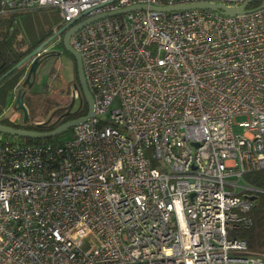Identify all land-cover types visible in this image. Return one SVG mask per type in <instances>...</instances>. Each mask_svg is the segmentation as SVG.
<instances>
[{"label": "built area", "instance_id": "built-area-1", "mask_svg": "<svg viewBox=\"0 0 264 264\" xmlns=\"http://www.w3.org/2000/svg\"><path fill=\"white\" fill-rule=\"evenodd\" d=\"M204 2L248 12L150 9ZM262 3L0 0L64 23L147 6L72 36L94 99L72 138H0V264H264L239 235L264 169Z\"/></svg>", "mask_w": 264, "mask_h": 264}, {"label": "trees", "instance_id": "trees-1", "mask_svg": "<svg viewBox=\"0 0 264 264\" xmlns=\"http://www.w3.org/2000/svg\"><path fill=\"white\" fill-rule=\"evenodd\" d=\"M46 7H56V6H39L32 9H25V10H11L6 11L5 13L0 14V78H2L5 74L12 70L5 78L0 81V124L9 125L16 128H23V129H33V130H40V131H49L55 129L60 124L68 121L71 118L70 114H61L62 116L56 120L52 121L49 119L45 122L41 120L36 121L35 124L28 123V120L24 123L18 122L16 119L11 117L10 115H5L6 111L15 107L16 97L19 91H21V97L23 99L24 105L28 109V113L32 112L33 109H36V105L32 100L31 96L28 94V86L30 87V83L24 84V81L27 77L29 68L33 63L35 57H32L26 60L24 63L19 65L17 68L13 69L17 64H19L27 55H29L34 49H36L39 45L44 43L45 41L49 40L56 33L59 29H61L65 23L63 22L60 24L55 31L50 32L47 36H44L37 40H26L22 37V27L21 23V16L25 15L26 12L32 10L43 9ZM64 34H60L54 39L50 40L49 42L55 41L56 46L62 47L66 52L64 46ZM49 45V44H48ZM46 45L44 49L47 48ZM69 53V52H68ZM59 51H46L41 54L39 57L40 65L37 69L36 77L34 82L37 81L38 75L41 71L44 70L45 61L51 57L58 55ZM70 54V53H69ZM72 57L73 55L70 54ZM75 62V79L79 86L78 89L75 88V84H72L74 93L75 89L77 92L82 94L81 86L79 83L78 72H77V64L75 58L73 57ZM33 79L30 80L32 82ZM54 90L53 88L51 89ZM83 96V95H82ZM81 105L80 109L78 110L83 115H87L88 113V104L84 99V96L81 97ZM44 108L42 111L44 113L49 112V109L52 106L58 104L59 110L64 109V107H60V103L57 100H52L49 97H46L43 101ZM46 111V112H45ZM39 122V123H38ZM42 124V125H39ZM57 137V136H56ZM56 137H49V138H25V137H16L5 134V141L8 142H18V143H28V144H36L41 142H62L56 139ZM18 139L19 141H13L9 139ZM246 181L256 188L257 191L252 192L254 194V205L250 212L251 217L253 219V224L250 228L245 229L239 233V235L246 239L249 248L252 252L255 253H262L264 254V169L253 171L246 175Z\"/></svg>", "mask_w": 264, "mask_h": 264}, {"label": "rangeland", "instance_id": "rangeland-1", "mask_svg": "<svg viewBox=\"0 0 264 264\" xmlns=\"http://www.w3.org/2000/svg\"><path fill=\"white\" fill-rule=\"evenodd\" d=\"M63 22L64 20L58 7H46L28 11L25 15L21 16L20 25L22 27V37L29 41L40 39L47 36L50 32L55 31ZM48 44L44 52L55 50L59 51V54L51 56L45 61L44 70L38 75L37 81L27 88L28 94L36 105V109H33L29 113L28 123L30 124H35L38 120L42 122L49 119L56 121L62 116V113L70 114L71 116L76 115L79 112L78 110L82 102L81 97L84 96L83 93L77 92L76 89L75 93L73 88L70 89L72 84L76 82L73 57L62 47L56 46L55 41L48 42ZM52 88L54 89L53 91L51 90ZM46 97L59 101L60 107H64V109L59 110V106L56 104L49 109V112L44 113L42 109L44 108L43 101ZM5 115H10L18 122L24 123L23 112L20 109L13 107L7 110ZM244 119V116H238L237 122ZM235 130L241 131L242 129L236 127ZM125 132L128 133L126 130ZM72 137L73 128H70L58 135L56 139L63 141ZM0 138L6 140L5 134L0 133ZM9 140L13 139L11 138ZM13 141L19 140L14 139Z\"/></svg>", "mask_w": 264, "mask_h": 264}, {"label": "water", "instance_id": "water-1", "mask_svg": "<svg viewBox=\"0 0 264 264\" xmlns=\"http://www.w3.org/2000/svg\"><path fill=\"white\" fill-rule=\"evenodd\" d=\"M263 1V3L251 10V11H257L260 10L262 8H264V0H260ZM249 3V2H248ZM244 4L243 6H241L239 9H235V8H227L226 6L222 5V4H216V3H209V2H204V3H196V4H192V5H179V6H173V7H155V6H150V9L153 10H160V11H165V10H178V9H185V8H204V9H212L215 11H220L223 14L226 15H236L238 13H244V12H248L245 8L247 6V4ZM146 5H134L131 7H127L121 10H117L114 12H108V13H103V14H99V15H95L92 17H89L85 20H82L80 22L76 21L78 20L79 17L74 18L73 20L67 22L61 29H59L56 33L53 34V36L51 38H49V40L45 41L44 43H42L41 45H39L36 49H34L29 55H27L19 64H17L13 69L17 68L19 65H21L22 63H24L26 60L35 57L33 63L31 64L27 77L24 81V84L30 83L29 85L31 86L34 83V79L36 77V73H37V69L40 65V59L39 57L41 56V54L44 52V47L48 44V42L52 39H54L55 37H57L58 35H60L61 33H63L65 31L64 34V46L65 49L73 55V57L75 58L76 64H77V72H78V78H79V83L81 86V90L82 93L84 95V99L88 104V113L85 116L79 117L77 119L74 120H68L62 124H60L58 127H56L55 129L49 130V131H40V130H29V129H23V128H16V127H12L9 125H5V124H0V133L2 134H7V135H11V136H16V137H25V138H49V137H56L58 135H60L61 133L69 130L70 128H73L74 126L85 122L86 120H88L89 117H91L92 112H93V108H94V99L92 96L91 91L89 90L88 84H87V80H86V76L84 73V69H83V62H82V58L80 53L72 46L71 44V38L72 36L82 27H84L86 24L92 23L100 18H103L107 15L111 16V15H115L118 13H123L129 10H134V9H146ZM11 71H9L7 74H5L2 78H0V81L5 78L9 73H11ZM33 79L32 82H30V80ZM75 88L78 89L79 86L77 84H75ZM15 106L17 109L22 110L23 112V119L24 122H26L29 119V113H28V109L26 108V106L24 105L23 99L21 97V91L18 92L17 97H16V101H15ZM42 125V124H39Z\"/></svg>", "mask_w": 264, "mask_h": 264}, {"label": "flooded vegetation", "instance_id": "flooded-vegetation-1", "mask_svg": "<svg viewBox=\"0 0 264 264\" xmlns=\"http://www.w3.org/2000/svg\"><path fill=\"white\" fill-rule=\"evenodd\" d=\"M65 24H66V23H65ZM59 36H60V35H59ZM82 116H85V115H83L82 113L78 112L76 115L71 116V118H70L69 120H74V119H77V118L82 117Z\"/></svg>", "mask_w": 264, "mask_h": 264}]
</instances>
